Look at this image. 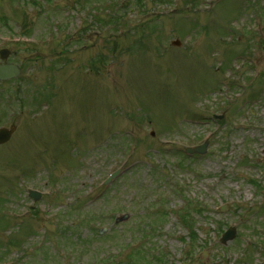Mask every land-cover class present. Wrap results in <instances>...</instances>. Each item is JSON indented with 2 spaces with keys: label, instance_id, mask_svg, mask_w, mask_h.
<instances>
[{
  "label": "rangeland",
  "instance_id": "rangeland-1",
  "mask_svg": "<svg viewBox=\"0 0 264 264\" xmlns=\"http://www.w3.org/2000/svg\"><path fill=\"white\" fill-rule=\"evenodd\" d=\"M2 48L0 264H264V0H0Z\"/></svg>",
  "mask_w": 264,
  "mask_h": 264
},
{
  "label": "water",
  "instance_id": "water-1",
  "mask_svg": "<svg viewBox=\"0 0 264 264\" xmlns=\"http://www.w3.org/2000/svg\"><path fill=\"white\" fill-rule=\"evenodd\" d=\"M176 44H179V42H176ZM1 57L7 58L8 56V52L6 50H3L1 53ZM20 74V69L18 68V66H16L15 64H5V65H0V80H7L13 77H16ZM15 127H12L11 129H1L0 130V144H3L5 142H7L12 133L14 132ZM206 147L207 145H203L201 147L198 148H193V149H188L189 152L191 153H200V154H204L206 152ZM120 171L115 172L107 181L106 184L110 183L114 178H116L119 175ZM31 195L37 200L40 197V194H38L37 192H31ZM234 237V231L233 230H229L223 238V242L230 240L231 238Z\"/></svg>",
  "mask_w": 264,
  "mask_h": 264
}]
</instances>
